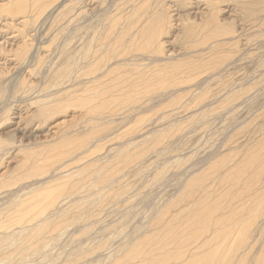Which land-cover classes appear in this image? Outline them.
Listing matches in <instances>:
<instances>
[{"label":"bare ground","instance_id":"obj_1","mask_svg":"<svg viewBox=\"0 0 264 264\" xmlns=\"http://www.w3.org/2000/svg\"><path fill=\"white\" fill-rule=\"evenodd\" d=\"M1 1L18 43L0 46V264H264V120L248 132L245 178L233 163L205 182L203 159L187 157L172 176L183 181L177 209L157 216L153 193L172 184L163 170L187 156L191 134L248 107L246 90L222 79L243 60L242 35L220 17L231 0ZM234 4L246 21L264 12V0ZM257 69L264 88L263 61ZM59 117L50 136H27ZM136 149L143 167L104 181L100 167Z\"/></svg>","mask_w":264,"mask_h":264},{"label":"rangeland","instance_id":"obj_2","mask_svg":"<svg viewBox=\"0 0 264 264\" xmlns=\"http://www.w3.org/2000/svg\"><path fill=\"white\" fill-rule=\"evenodd\" d=\"M3 2L4 1H1L0 3H3ZM235 2H238V0H233V1L231 0V2L224 3L222 5V12L220 13L221 14L220 17L222 20H225V21L229 20V22L230 21L232 22V20H233L234 24H235V28H237V30L239 32L238 34L242 35L238 38L239 44L236 47V50L240 51V52L239 51L238 52L242 55L243 60L239 61L240 63L236 62L237 64L233 63V65H230V67H227V69L222 73L223 74L222 79H223V81L228 83L229 88L232 90H234V88L237 86H242V88L246 90V91H244V94L242 95V100L247 99L246 102L248 101L247 104H248L249 108L245 107L243 109L240 107L239 109L236 110L237 113H236V111L232 113L233 115L231 113H229L232 116V120H230V121H232L231 122L232 124L229 123L230 121L225 120V121H227V122H225L223 120L221 122L222 124L220 123V125H218L216 127L213 126V129L211 127V128H207L203 131L197 130L193 134L190 135L191 137H190L189 143L186 146H183L182 151H181V153H184V154L188 153L187 156H184V158L178 159L176 161L173 160L174 162L172 161L171 163H169L168 166L163 170L162 176L168 175L169 180L172 183L169 185V187L171 185H172V187L169 188L167 186L168 187L167 188V187L162 186V188H167V189L164 190L161 194L158 193L159 188L153 190V193L156 195L155 196L156 197L155 206L158 209L157 216H160V212H161L163 207H167L168 209H177L178 202L176 203L175 201H177L178 197H181L180 194H182V193H178L175 196H173V194L179 188L180 184L183 181H181L182 179L178 178V176H176V177H172V176L174 174H176V172L179 169L185 167V165H186L185 163H187V160H188L187 157H191V161H193L194 163L195 162L197 163V161L199 162L201 159H203L201 161V164L198 166L204 167L205 173L200 175V176H202V179L205 182H207V178H209V179L213 178L215 176L214 174H217V173H219V175L222 174L223 166H225L226 164L232 165L233 163H235V164L237 163L236 164V165H238L237 169L239 168L242 170V172L240 174H237V169H236L235 174H234V178H237V176H242V178H245V176H246L244 173V168H245L246 154H247V150H248L247 147L249 144L248 140H250V138H249L250 134L248 132L250 131L249 129H252V131H254L255 129L257 130V127L259 125H261L260 123H262L264 120L263 119L264 118L263 117L264 116V95H263L264 94V90H263L264 88H263V84H261L260 82H257L255 79L256 77H258V73H257L258 65L260 63H262V61L264 62V36L262 38L259 37V39H258L259 31H263L264 27H261V29L259 30L260 27H258L256 25V24L259 25V23L262 21V19H264V12H262L261 14H257V16H255L252 21H246L243 19L242 13L235 6V4H234ZM203 9H204V5H199L198 10L192 9L190 12L200 14L201 11H204ZM174 13H176V12H174ZM178 13H179L178 14L179 16L180 15L185 16L186 10L181 9V10H179ZM0 20H1L0 21V46H2L5 50L10 49L12 44L18 43V40H16V38H15V36H17L15 34L17 31H16V29L8 27V25L6 26L7 23L11 22L10 19L1 18ZM15 23L17 24L18 21H16ZM178 31H179V28H177L175 33H173V34L174 35L178 34L179 33ZM250 33H252V34H250ZM243 35H245V37ZM177 49H180V47H178ZM258 52H260V53H258ZM8 64H9L8 66H10L11 68L14 67V62L10 61V62H8ZM253 79H255V81ZM249 82H250V84H249ZM217 87L218 86H216V84H214L211 87V89L214 90V91H212L210 89L212 91V93L217 92V90H218ZM247 96H249V97L247 98ZM222 111H223V109L219 110L218 113H220ZM234 113H236V114H234ZM251 115H252V117L255 116L254 117L255 122H254L252 127L246 128L245 125H246V122L248 121L247 118L250 117ZM70 117H71V114L66 119L69 120ZM234 117H235V120H234ZM62 119H63L62 117L56 118L54 121L51 122V124H50L51 126L40 127L39 131L38 130L35 131V128L37 125L35 123H32L28 127L31 129V130L28 129L31 133L28 131L27 136L30 135L32 140H35V138H37L36 141H39L40 139L43 140L44 138H46L52 134L53 131H51L50 128L53 127V124L61 121ZM12 121L14 122L17 120L15 118ZM223 122H225V123H223ZM227 123H229L230 125ZM211 134L214 136H212ZM253 136H252L253 139H256V140L258 139V135L255 134ZM209 137H210V139H209ZM229 137H230V139L223 141V139L229 138ZM207 139H209V140H207ZM208 141H210V142H208ZM222 141L224 142V146L221 149V155H225V157L223 159L217 161V162L215 161V162L210 164L209 161L216 154V146L219 145ZM198 147H199V149L197 151L192 152V153L190 152V151H192V149H195ZM151 149H152V151H155L158 149V147H153ZM107 150H110V149H104V150H100V151L94 150L93 151L96 154V159L99 161V164L102 162H105L107 160V158L110 157V154L107 153ZM134 152H135V154L131 157V159H128L127 155L124 154V156L121 158H118V159L115 158V159H112V160L104 163L103 166L100 167V169L102 171L101 175H102L104 181L107 179L109 180V179L116 178V176H119L120 175L119 170H120L121 166L127 167V166H131V165H135V166L143 167L140 165L142 164V162L144 160L143 156L145 155V152H143V150H140V149H136ZM128 154H132L131 151ZM177 154H179V151H176V152L170 154V156H176ZM11 157L8 158L7 161L9 163V165L8 164L7 165L13 169L15 166L18 165V162H15V155L12 158ZM155 159H156V156L153 153L151 155V157H149L147 159V163H148V161H149V163L155 162ZM191 161L187 164H190ZM240 186H241V183L237 185L235 190H237ZM240 192L245 194V189L240 190L239 193ZM234 195H236V194H234ZM245 212H243V214ZM142 215L143 214L141 213L140 215L137 216L136 221H138V223L142 221V219H143Z\"/></svg>","mask_w":264,"mask_h":264}]
</instances>
